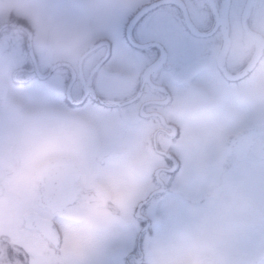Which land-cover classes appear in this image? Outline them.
I'll return each mask as SVG.
<instances>
[{"label": "flooded vegetation", "instance_id": "obj_1", "mask_svg": "<svg viewBox=\"0 0 264 264\" xmlns=\"http://www.w3.org/2000/svg\"><path fill=\"white\" fill-rule=\"evenodd\" d=\"M129 3L167 5L177 23L196 30L189 28L192 46L182 68L125 73L119 89L109 90L93 80L106 48L98 26ZM91 11L96 33L61 55L38 42L31 23L13 10L0 17V149L14 131V111L26 103L84 133V174L119 166L136 177L134 185L127 191L125 177H116L87 217L76 208L72 178L38 192L23 214L0 216V264L81 257L85 264H150L156 202L171 196L178 211L177 200H184L187 222L208 210L210 190L246 192L234 188L235 173L264 166V74H254L264 59V0H100ZM252 130L254 139L238 140ZM65 213L96 227L68 228ZM247 226L235 225L243 233L234 231L229 242L244 240Z\"/></svg>", "mask_w": 264, "mask_h": 264}, {"label": "clouds", "instance_id": "obj_2", "mask_svg": "<svg viewBox=\"0 0 264 264\" xmlns=\"http://www.w3.org/2000/svg\"><path fill=\"white\" fill-rule=\"evenodd\" d=\"M225 57L231 61L233 53L228 50ZM254 74H264V59ZM13 115L14 131L0 149V216L5 219L23 214L38 192L58 188L70 178L79 189L76 208L82 217L91 215L104 188L116 177L135 182L136 177L119 166L94 177L84 174L86 139L72 122L38 115L26 103ZM208 202L207 211L194 214L168 234L151 255L150 264H249V251L231 244L229 237L234 226L242 223L251 227L257 243L264 244V190L250 188L222 195L210 190ZM63 223L82 230L96 227L70 213L64 214Z\"/></svg>", "mask_w": 264, "mask_h": 264}, {"label": "rangeland", "instance_id": "obj_3", "mask_svg": "<svg viewBox=\"0 0 264 264\" xmlns=\"http://www.w3.org/2000/svg\"><path fill=\"white\" fill-rule=\"evenodd\" d=\"M100 0H0V17H4L6 13L13 10L22 16L36 30L37 41L44 44H51L58 49V54L65 53L69 48L74 49L83 45L84 41L89 38L97 27L90 24L89 15L91 8L98 5ZM89 8V10L87 9ZM92 12V11H91ZM94 30V31H93ZM77 49V48H76ZM248 174L235 173L234 188H254L257 191L264 190V166L262 164H250ZM263 173V174H262ZM197 173H193L198 178ZM134 182L128 183L127 187L131 188ZM126 190L128 191V188ZM200 187L197 185V188ZM122 192L125 195L131 193L143 194L144 192ZM193 193V192H182ZM173 198L167 196L160 202L154 204L155 209V226L149 232L152 239L148 241L149 257L159 250L162 242L168 234L174 230L179 224L184 222V214L187 203L178 199L176 204L180 210L171 207ZM238 235H242L243 229L235 228ZM245 239H234V244L238 248L247 249L249 251V264H264V244L257 243L250 226L245 228ZM236 240V241H235ZM76 257V256H75ZM74 257V258H75ZM76 259V261H68L66 264H85L86 258ZM150 259V258H149ZM85 261V262H84ZM61 264V262H52L50 260L32 261L27 264ZM65 263V262H64ZM88 263V262H87ZM7 264H19L17 261H10Z\"/></svg>", "mask_w": 264, "mask_h": 264}, {"label": "snow or ice", "instance_id": "obj_4", "mask_svg": "<svg viewBox=\"0 0 264 264\" xmlns=\"http://www.w3.org/2000/svg\"><path fill=\"white\" fill-rule=\"evenodd\" d=\"M168 8L164 4L147 7L129 3L98 26L106 45L93 74L100 87L118 90L125 82V73L140 74L153 68L166 73L186 64L192 34L185 24L177 23Z\"/></svg>", "mask_w": 264, "mask_h": 264}, {"label": "water", "instance_id": "obj_5", "mask_svg": "<svg viewBox=\"0 0 264 264\" xmlns=\"http://www.w3.org/2000/svg\"><path fill=\"white\" fill-rule=\"evenodd\" d=\"M147 7H152V5H149V6H147ZM22 28H25V27H23V26H21ZM189 28L190 29H194V30H196V27L192 24V26H189ZM30 35H32V32H30ZM258 134H257V130H252V131H250V132H248V133H244V134H242L239 138H238V140H246V138L248 139L249 138V136H250V138L251 139H254L256 136H257ZM232 142H233V140L231 139L230 141H229V146H230V144H232ZM148 201V200H147ZM147 201H145V202H143L142 203V205L143 204H145ZM72 203V202H71ZM141 207V206H140Z\"/></svg>", "mask_w": 264, "mask_h": 264}]
</instances>
